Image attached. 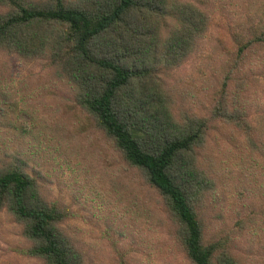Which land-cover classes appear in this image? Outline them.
Segmentation results:
<instances>
[{"label": "trees", "instance_id": "16d2710c", "mask_svg": "<svg viewBox=\"0 0 264 264\" xmlns=\"http://www.w3.org/2000/svg\"><path fill=\"white\" fill-rule=\"evenodd\" d=\"M207 22L192 0H0V53L47 64L67 79L75 104L157 192L191 264H243L230 232L218 235L222 212L205 152L216 123L264 158V94L255 80L264 73V27L238 42L211 116L181 122L160 73L202 48ZM28 168L19 154L0 157V216L7 212L21 226L26 256L92 264L66 231L70 208L48 200ZM235 223L243 233L245 223Z\"/></svg>", "mask_w": 264, "mask_h": 264}, {"label": "rangeland", "instance_id": "374dc122", "mask_svg": "<svg viewBox=\"0 0 264 264\" xmlns=\"http://www.w3.org/2000/svg\"><path fill=\"white\" fill-rule=\"evenodd\" d=\"M192 1L208 20L202 48L160 73L181 122L211 116L238 42L264 27V0ZM255 78L264 94V73ZM207 141L205 163L217 193L213 204L222 212L218 235L230 232L243 264H264V158L246 151V140L228 126L213 124ZM7 152L28 163L48 200L70 208L66 231L92 264H191L157 192L75 104L67 79L47 64L0 53V157ZM238 220L245 223L243 233ZM28 247L21 226L3 212L0 264H42L26 256Z\"/></svg>", "mask_w": 264, "mask_h": 264}]
</instances>
